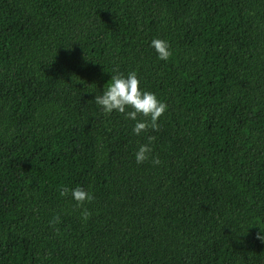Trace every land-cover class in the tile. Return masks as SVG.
Instances as JSON below:
<instances>
[{
  "label": "trees",
  "instance_id": "1",
  "mask_svg": "<svg viewBox=\"0 0 264 264\" xmlns=\"http://www.w3.org/2000/svg\"><path fill=\"white\" fill-rule=\"evenodd\" d=\"M130 71L167 106L139 135L93 99ZM258 235L264 0H0V264H264Z\"/></svg>",
  "mask_w": 264,
  "mask_h": 264
},
{
  "label": "clouds",
  "instance_id": "2",
  "mask_svg": "<svg viewBox=\"0 0 264 264\" xmlns=\"http://www.w3.org/2000/svg\"><path fill=\"white\" fill-rule=\"evenodd\" d=\"M150 47L154 49L157 58L167 61L171 55L170 45L167 40L154 38L150 41ZM110 83L107 87L103 86V90L99 95L93 97L94 102L99 106L100 111L104 114H111L113 111L121 113L125 118L132 120V133L139 135L146 128L151 127L155 130L158 127L157 120L166 110V104L159 100L155 93L144 90L140 86L135 71L127 74L115 73L110 77ZM127 109V110H126ZM143 116L147 119H137V116ZM151 148L148 144H141L134 153L136 163H143L149 158ZM153 164H159L158 158L152 159ZM67 189L61 191V195L65 194ZM70 195L77 204L84 201H91L93 196L90 192L82 187H75L70 190ZM83 219H87V211L82 212ZM259 239H264V235H258Z\"/></svg>",
  "mask_w": 264,
  "mask_h": 264
}]
</instances>
